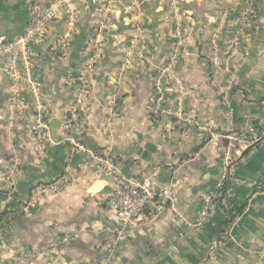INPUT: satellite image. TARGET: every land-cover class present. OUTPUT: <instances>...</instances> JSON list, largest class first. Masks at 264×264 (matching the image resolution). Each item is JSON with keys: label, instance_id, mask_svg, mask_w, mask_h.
<instances>
[{"label": "crops", "instance_id": "obj_1", "mask_svg": "<svg viewBox=\"0 0 264 264\" xmlns=\"http://www.w3.org/2000/svg\"><path fill=\"white\" fill-rule=\"evenodd\" d=\"M29 1L0 0V38L25 32ZM127 3L98 33L102 2L74 0L66 53L64 14L34 46L38 96L0 75V264H264V0ZM225 157L238 182L199 227ZM122 177L169 191L129 227Z\"/></svg>", "mask_w": 264, "mask_h": 264}, {"label": "built area", "instance_id": "obj_2", "mask_svg": "<svg viewBox=\"0 0 264 264\" xmlns=\"http://www.w3.org/2000/svg\"><path fill=\"white\" fill-rule=\"evenodd\" d=\"M89 1V0H85ZM96 1V0H93ZM103 4L104 14L102 13L101 19L98 22V33L103 31L108 26L107 12L116 7L122 0H99ZM205 0H175L177 4L202 2ZM257 0H251V4L254 5ZM139 0H128L126 10L128 14H135L138 9ZM29 16L30 21L28 28L25 32L12 39L7 40L4 37L0 38V75L5 74L8 76L15 88L22 86H29L33 92L38 96V83L34 80V70L36 64L37 54L35 53L34 46L44 42L47 38L49 27L59 20L64 14L66 18V25L70 30V34H66V37L60 44V52L66 53L71 44L72 33L76 29L78 22L77 13L74 8V0H30L29 1ZM237 37V36H236ZM137 44V39L130 42L128 46L129 55L134 50ZM101 53L96 54L92 59V63L89 65L88 71L93 72L94 65L100 58ZM173 60L167 69L164 70V76L159 77L155 82L157 90V101L155 106L151 107L152 114L158 117L164 110V104L166 103V91L165 79H172L170 68H172ZM178 84L180 82L178 81ZM180 93V92H179ZM18 99V95H15L11 100L13 102L10 106L14 109L15 101ZM79 102V101H78ZM78 115L73 113L72 118L77 119ZM41 131L45 133L49 132L47 125L40 126ZM102 161V160H101ZM17 161L9 167V174L13 175L17 169ZM222 168L224 170V176L221 182L217 185L215 192L211 193L205 201V207L201 213V221L199 227H202L205 222L211 217L214 212L217 201L224 195H228L229 191H224L223 181L229 179L232 182H236L237 179L234 175L235 168L232 165L229 157H225L221 161ZM238 182V181H237ZM60 183H54L47 188H44L41 192L46 195L50 191H58L61 189ZM169 195L168 190H162L157 193L148 183L138 182L132 179L120 178L118 186L115 192V208L117 209L119 218L123 226H134L142 218L145 211L150 205H152L157 198H167ZM29 205L24 208V212H29ZM118 238H123V233L118 231ZM116 245V241L112 243ZM113 248V247H112Z\"/></svg>", "mask_w": 264, "mask_h": 264}]
</instances>
